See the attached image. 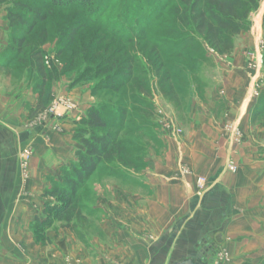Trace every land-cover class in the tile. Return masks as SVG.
Returning a JSON list of instances; mask_svg holds the SVG:
<instances>
[{"label": "rangeland", "instance_id": "1", "mask_svg": "<svg viewBox=\"0 0 264 264\" xmlns=\"http://www.w3.org/2000/svg\"><path fill=\"white\" fill-rule=\"evenodd\" d=\"M37 1V9L46 14V19L29 31L10 28L6 14L15 10L14 5L12 0L0 3V11L6 20V44L0 52V64L10 68L0 72V80L9 75L19 82L25 81L39 95L35 108L27 114L26 130L31 135L17 148L22 176L26 177L31 170L36 129L42 133L49 130L65 136L61 138L72 145L69 148L72 154L65 158L57 177L42 180V184L47 182L46 188L52 186V181L60 182L62 169L70 168L76 160L75 151L82 148L75 136L84 128L81 118L93 105L104 109L103 115L110 124L99 132L111 131L118 135L119 144L114 151L118 163H110V169L124 166L135 171L144 170L152 149H161L158 143L161 130L171 137L181 135L182 129L188 125L193 102L196 99L209 102L212 94L218 93L215 83L228 70L230 75L249 80L251 97L255 100L249 109L250 125L256 126L255 131L247 136L235 130L232 136L230 134L232 144L238 146L240 141L246 140L243 149L246 156L250 154L252 158L249 167L262 157L259 161L264 169V113L252 119L255 108L264 110L262 62L260 68L257 65L264 52V0L250 15V29L234 38V49L229 54L211 49L201 35H191L178 22L179 12L172 6L178 0H172V3L168 0H80L64 9L56 7L54 0ZM25 13L32 15L28 11ZM19 37L24 38L20 50L12 42ZM241 63L243 66H238ZM107 166L100 165L88 184L79 191L81 210L76 206L79 211L74 210L67 223L59 221L57 228H66L83 241L85 236L93 240L103 234L102 210L97 208L93 216H88V210L97 205L99 195L103 194L97 188L100 173H104ZM237 167H246V162L239 166L233 163V167L230 162L231 172ZM249 170H258V167ZM40 197L39 217L44 218V203L53 204L56 200L43 192ZM82 202L94 205L83 207ZM258 234H264V227L250 228L249 232L240 230L232 237H258ZM197 247L201 253L197 261L216 264L218 250L209 238H202ZM251 247L249 252L252 253L254 247ZM263 260L257 258L251 264H264ZM231 262L235 261L230 258Z\"/></svg>", "mask_w": 264, "mask_h": 264}, {"label": "crops", "instance_id": "2", "mask_svg": "<svg viewBox=\"0 0 264 264\" xmlns=\"http://www.w3.org/2000/svg\"><path fill=\"white\" fill-rule=\"evenodd\" d=\"M5 28L0 11V52L6 44ZM261 62L260 58L258 68ZM4 70L10 68L2 63L0 72ZM219 81L218 93L209 102H193L181 135L171 137L161 130V149H152L144 170L100 173L97 191L105 195H99L98 206H89L102 210L103 234L93 240L85 236L83 241L68 229L57 228L58 222L38 236L30 229L41 215L40 196L47 185L42 180L57 177L72 145L61 138L65 136L42 133L37 126L31 170L22 176L17 148L31 135L27 114L39 95L25 81L5 75L0 80V264H172L200 259L197 246L202 238L215 244L216 264L217 260L230 264V258L235 261L231 264L264 259V234L232 237L240 230L264 227V169L259 161L263 158L249 167L246 140L233 146L231 139L235 130L249 136L256 129L249 119L255 101L252 86L246 77L230 75V70ZM230 162L232 167L246 162V167L231 172ZM253 166L258 170L250 171Z\"/></svg>", "mask_w": 264, "mask_h": 264}, {"label": "trees", "instance_id": "3", "mask_svg": "<svg viewBox=\"0 0 264 264\" xmlns=\"http://www.w3.org/2000/svg\"><path fill=\"white\" fill-rule=\"evenodd\" d=\"M80 0H54L56 7L62 9L75 5ZM261 0H178L172 3L175 10L179 12L178 22L191 35L199 34L211 49L222 54H229L234 49V38L241 32L247 31L252 25L251 13L259 8ZM7 0H0L5 3ZM37 0H12L15 10L7 11L6 19L10 28L29 31L32 27L46 19V14L38 10ZM25 11L31 12L27 16ZM25 25H28L27 27ZM264 29V14H263ZM13 43L21 49L24 38H14ZM262 72L264 73V52L262 54ZM260 96V95H259ZM259 96L257 98L259 102ZM104 109L98 106H90L86 116L81 118L84 125L75 139L82 148L75 151L76 160L70 164V168L62 169L60 182L52 181V186L43 191V195L55 198V203H44L42 214L44 218L36 216L30 224L32 232L38 236L55 222L70 221L74 210H81V202L78 200L79 191L88 184L98 167L107 164L104 173L118 175L126 170L124 166L110 169L113 162H117L114 155L119 141L116 132H99L110 126L109 120L103 115ZM264 113V110L255 108L252 112V119ZM127 169V168H126ZM85 205L91 203L82 202ZM77 206V207H76ZM93 209V211H92ZM88 210V216H93L96 209Z\"/></svg>", "mask_w": 264, "mask_h": 264}, {"label": "water", "instance_id": "4", "mask_svg": "<svg viewBox=\"0 0 264 264\" xmlns=\"http://www.w3.org/2000/svg\"><path fill=\"white\" fill-rule=\"evenodd\" d=\"M172 264H201V263L197 260L188 258V259H184L178 262H174Z\"/></svg>", "mask_w": 264, "mask_h": 264}]
</instances>
